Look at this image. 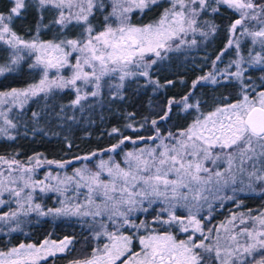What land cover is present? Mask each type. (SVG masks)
<instances>
[{
    "label": "snow or ice",
    "instance_id": "6c2138e0",
    "mask_svg": "<svg viewBox=\"0 0 264 264\" xmlns=\"http://www.w3.org/2000/svg\"><path fill=\"white\" fill-rule=\"evenodd\" d=\"M224 7L237 18L228 26L230 38L216 61L235 49L238 58L228 68L234 64L236 71L226 69L199 77L179 99L167 100L159 118L171 119L177 114L175 107L192 116L191 122L162 133L156 119L145 117L154 134L138 135L135 140L114 127L109 134L120 139L101 151L116 156L122 153L121 159L109 156L94 168H74L72 175L63 177L49 172L36 180L33 175L42 164L63 169L72 161L41 160L35 154L21 162L15 158L18 153L11 159L0 155V165L5 166L0 170V205L8 204L2 198L5 193L15 197L17 205L15 210L0 212V232L5 226L10 233L19 231L20 217L31 213L89 218L93 240L106 238L107 242L96 244L88 257L70 264H264V212L258 216L249 212L248 219L243 213L233 214L219 225L210 223L214 201L222 206L225 200L235 201L245 188L255 191L257 185L264 191V75L258 77L259 83L245 76L254 66L264 73V0H8L0 9V44L12 50V55L6 64H0V76L17 71L24 59L20 53L26 50L34 56L28 67L40 69L42 78L27 88L0 91V106L23 109L40 94L47 97L54 90H69L74 97L68 104L48 114L75 122V112L83 113L90 100L98 101L105 87L112 89L110 98L116 100L124 99L126 84L151 87L154 93L171 86L174 81L161 84L155 78L154 66L170 52L196 46L197 34L204 39L214 35L218 26L208 17L220 14ZM30 8L36 9L39 20L33 38L25 40L13 26ZM49 8L57 11L56 19L43 24V13ZM157 8L162 11L155 21L133 22L134 13L143 16ZM51 27H58V32L52 39H41V30ZM237 33L261 49L255 55L249 51L248 68L242 66L240 40L231 38ZM52 70L55 75L50 78ZM111 80L118 83L113 86ZM203 81L221 87L235 81L237 91L231 97L198 98L197 85ZM0 116L6 125L0 128V138L15 141L11 132L17 124L3 111ZM32 118L38 123L43 115L33 112ZM31 131L35 135L43 129L33 127ZM126 142L134 145L132 150L122 149ZM138 142L143 146L135 147ZM97 155L93 151L74 159L91 161ZM37 189L60 193L64 199L59 207L45 211L41 204L33 203ZM69 192L73 195H67ZM205 205L207 227L199 218ZM181 210L186 214L178 215ZM141 215L151 218L140 219ZM181 234L183 238H178ZM73 244L70 237L51 244L45 240L39 246L21 243L0 251V264H41L69 251Z\"/></svg>",
    "mask_w": 264,
    "mask_h": 264
},
{
    "label": "trees",
    "instance_id": "16d2710c",
    "mask_svg": "<svg viewBox=\"0 0 264 264\" xmlns=\"http://www.w3.org/2000/svg\"><path fill=\"white\" fill-rule=\"evenodd\" d=\"M107 2V0H106ZM8 4V0H0V9ZM166 6V5H165ZM162 9L157 8L151 12H147L141 16L134 13L132 20L137 24H146L158 19ZM23 19H17L14 24L16 33L25 40H30L35 34L36 24L39 20V14L35 8L28 9L22 14ZM99 16V14H97ZM57 11L49 8L43 13V24H49L55 20ZM236 15L226 7L221 9L220 14L208 17L214 20L218 29L214 35L204 39L197 36V45L192 48L182 49L179 52H170L164 61L159 63V66H154L155 78H158L161 84L167 80L174 81V84L163 88L157 92H153L151 87L138 88L135 83L126 84L123 92L124 99L113 100L110 98L112 89L105 87L102 97L98 101L90 100L89 104L85 105V111L81 113L79 110L75 112L76 121H65L64 119L55 117L54 114L48 113L53 110L58 112L60 105H67L74 97V93L69 90H54L52 94L45 97L40 94L33 97L27 102L23 109L11 108V111L6 112L7 119L17 124V129L12 130L11 134L16 135L15 141H8L0 138V155L11 159L14 154L17 160L27 162L28 158L40 154V159L56 160V161H72L71 164L61 169L56 164H42L36 169L34 179L41 180L49 172H68L72 173L74 168L81 165H89L95 167L96 162L100 158H108L114 156L117 160L122 158L116 156L115 153H104L101 150L110 148L120 139L118 135H110L112 129L119 128L125 136H131L133 140L137 136L148 137L154 134V130L150 124H145L144 118L156 119L161 132L167 130H176L183 128L191 122L192 116L187 113L180 112L178 108H173V112L177 113L171 116L167 121H160V116L163 115V108L170 98L179 99L185 93L191 90L192 82L199 77L205 76L208 73L223 71L233 72L235 65L228 68V65L235 61L237 53L235 49H229L220 61H216L217 55L224 51L228 43L230 34L228 26L236 19ZM98 22V21H97ZM78 31V30H77ZM58 32V27L50 29H42L40 38L43 40L52 39ZM239 39L241 42L240 54H249L252 46L250 39L240 36L231 37ZM12 50L6 49V46L0 44V64H6ZM24 59L18 66V70L12 73H6L0 76V91H9L12 88L23 89L30 84L38 83L42 78L40 69H30L28 65L32 63L33 58L27 52L23 53ZM213 61H216L213 66ZM248 68V67H247ZM259 66L250 68L246 73V77H251L253 81L259 83L258 77L264 75L260 72ZM219 79V76H217ZM117 80H111L110 84L115 86ZM139 83L142 85L144 81L141 79ZM236 82L233 81L226 87L212 85L207 81H203L201 85H197L196 94L198 98L208 100L210 97L229 96L234 91ZM210 104V101H209ZM204 111L209 108H204ZM42 113L43 118L37 123L32 118V113ZM72 114L71 111L68 112ZM194 115V114H193ZM141 124H145L144 128H140ZM132 125L131 128L125 127ZM4 119L0 116V128L5 127ZM43 129L33 135L31 129ZM138 130V131H137ZM25 132L27 134L25 135ZM71 144V148L67 145ZM143 146V142H138L135 147ZM124 151L132 150L134 145L126 142L121 146ZM97 152V157L91 161L75 160L74 157H83L91 152ZM119 151V150H118ZM255 191H249L247 188L237 195L235 201L225 200L221 206L220 201L213 203L212 209V225H219L225 222L232 214L251 213L258 215L264 211V191H261L259 186H254ZM231 194V193H230ZM33 203H39L46 211L49 208L60 206L59 201L61 196L56 192H41L36 190L33 194ZM4 200L8 199L7 206H1L0 212H7L11 209H16V203L10 200V195L5 193ZM15 208V209H14ZM204 213L209 215L208 209ZM205 224L209 221L205 219V215L201 216ZM150 219V216L141 215L140 219ZM22 223L20 230L17 232H9L5 226L0 232V251L7 252L10 248L16 247L21 243L40 245L43 241L58 242L64 237L74 238V244L70 245V250L64 253H57L54 257H48L46 261H41V264H70L71 261L84 259L88 257L96 244L105 242L106 238L101 241H94L88 225L91 223L89 218L80 217H52L39 216L37 213H31L27 217H20ZM14 226V225H13ZM180 237V235L178 236ZM137 245H133V250H136Z\"/></svg>",
    "mask_w": 264,
    "mask_h": 264
},
{
    "label": "rangeland",
    "instance_id": "374dc122",
    "mask_svg": "<svg viewBox=\"0 0 264 264\" xmlns=\"http://www.w3.org/2000/svg\"><path fill=\"white\" fill-rule=\"evenodd\" d=\"M197 36H199L198 34H197ZM196 36V37H197ZM212 35H209V37H211ZM189 38H191V37H189ZM186 49V48H185ZM250 51H252V55H255V53L256 52H260L261 51V49H260V47L258 46V45H256V46H251L250 47ZM24 52H26V50L25 51H22L20 54L23 56V53ZM262 54H264V53H262ZM240 56H242L243 58H244V60H245V63L242 65L243 67H245V68H247L248 67V64H247V61L249 60V54H240ZM32 58L34 59V56H32ZM238 58V57H237ZM236 58V59H237ZM235 69H234V71L233 72H235L236 71V66L234 67ZM226 70V69H225ZM225 70H223V71H219V72H224ZM228 70V69H227ZM216 73H218V72H215V74ZM63 74L65 75V76H67L68 75V71L67 70H65L64 72H63ZM55 75V70H52V71H50V73H49V77L51 78V77H53ZM9 108H19L18 106H12V105H10V104H8V105H3V106H0V111H3L5 114H6V112L8 113V109ZM7 115V114H6ZM2 118L4 119V117L2 116ZM100 159H105V160H107L108 158H100ZM99 159V160H100ZM98 160V161H99ZM98 161L96 162V163H98ZM84 166H88V167H91V166H89V165H81V166H79V167H84ZM78 168V167H77ZM92 168H94V167H92ZM0 170H5V166H3V165H0ZM57 173H59L60 175H61V177H63L64 175H72V173L70 172V173H68V172H65V171H63V172H56V173H52V175H56ZM13 175L15 176V175H17L16 173H13ZM33 177H34V175H33ZM6 183H7V181H5ZM246 183H247V181H246ZM12 187H17V185H12ZM37 190H39V189H37ZM27 191V190H26ZM231 192L230 191H228L227 192V195H231L230 194ZM60 194V193H59ZM23 195H24V193H22V197H23ZM67 195H69V196H71V195H73V193H71V192H69ZM60 196H61V200L62 199H64V196L63 195H61L60 194ZM3 198V197H2ZM82 198V197H81ZM4 199V198H3ZM210 199H211V197H210ZM10 200H12V201H14L15 200V197H10ZM6 201H8V199H6ZM15 202V201H14ZM215 202V201H214ZM213 202V203H214ZM2 205H0V207H1ZM59 207V206H58ZM16 208H17V206H16ZM15 209V208H14ZM208 208H207V205H205V207H204V209L202 210V212L200 213V219L203 221V223L205 224V221H204V219L201 217V216H203V215H205V219L207 218V216H208V214L207 213H204L205 212V210H207ZM11 210H13V209H11ZM264 212V211H263ZM242 212H239V213H237V215H239V214H241ZM178 215H185L186 213L183 211V210H181V211H178V213H177ZM243 214H245V218L246 219H248V214L249 213H243ZM233 215V214H232ZM231 215V216H232ZM252 216H255V215H253V214H251ZM259 215V214H258ZM258 215H256V216H258ZM237 223H238V221H237ZM251 223H252V221L251 220H248V224H249V226L251 225ZM205 226L207 227L208 225L207 224H205ZM178 238H183V234H181L180 235V237H178ZM52 242H54V241H49V243L51 244ZM60 241H58V242H55V243H59ZM105 242H107L106 240H105ZM37 246H39V245H37ZM138 250V246L136 247V250L134 249V251H137Z\"/></svg>",
    "mask_w": 264,
    "mask_h": 264
}]
</instances>
